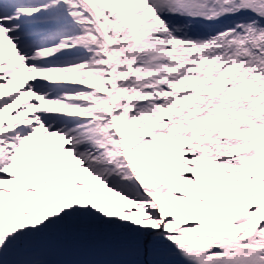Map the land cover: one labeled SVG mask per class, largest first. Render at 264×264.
Here are the masks:
<instances>
[{
	"label": "snow or ice",
	"instance_id": "snow-or-ice-1",
	"mask_svg": "<svg viewBox=\"0 0 264 264\" xmlns=\"http://www.w3.org/2000/svg\"><path fill=\"white\" fill-rule=\"evenodd\" d=\"M0 264H264V0H0Z\"/></svg>",
	"mask_w": 264,
	"mask_h": 264
}]
</instances>
